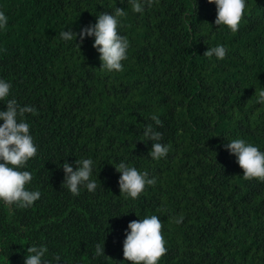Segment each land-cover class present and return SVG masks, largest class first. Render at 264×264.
Returning <instances> with one entry per match:
<instances>
[{"label": "trees", "instance_id": "1", "mask_svg": "<svg viewBox=\"0 0 264 264\" xmlns=\"http://www.w3.org/2000/svg\"><path fill=\"white\" fill-rule=\"evenodd\" d=\"M117 8L130 47L123 71L106 72L94 38L60 32ZM0 11V77L12 84L0 109L15 97L37 110L24 117L38 145L24 167L41 192L28 208L0 201V264H24L33 243L60 264H132L124 229L152 214L168 249L158 264H264V180L246 179L222 147L241 137L264 150V0H247L236 32L215 25L208 0H150L142 13L132 0H0ZM217 44L223 59L203 55ZM147 124L169 145L165 157L149 155ZM88 157L97 188L73 195L61 165ZM121 160L155 180L135 199L120 193Z\"/></svg>", "mask_w": 264, "mask_h": 264}, {"label": "clouds", "instance_id": "2", "mask_svg": "<svg viewBox=\"0 0 264 264\" xmlns=\"http://www.w3.org/2000/svg\"><path fill=\"white\" fill-rule=\"evenodd\" d=\"M216 6L215 25H225L232 32L239 28L240 21L246 10L247 0H208ZM145 3L150 0H132V10L142 13ZM124 10L115 9L114 12H100L95 22L83 25L79 33L69 28L60 32V38L71 41L79 36L82 43L85 38H94L93 47L99 53L101 66L106 72L123 71L122 61L128 58L130 47L126 36L119 31L120 17ZM8 16L0 11V29L5 28ZM227 54V48L223 44L208 47L203 55L217 59H223ZM12 84L10 81L0 77V101L11 95ZM257 101L264 103V88L258 91ZM33 105L20 104L15 97L6 100V108L0 109V201L8 205L20 208H28L41 197V192L30 189L27 185L32 182V173L24 166L30 158L37 155L38 145L31 133L30 122L25 119L26 113L35 114ZM157 125L161 124L159 117L155 114L151 117ZM144 135L152 143L149 155L154 159H160L169 152V145L160 142L162 133L157 131L152 124L144 128ZM230 154H234L243 176L246 179L259 178L264 180V150L258 145L245 138H227L222 145ZM95 161L91 158L75 160L74 164L65 160L61 167L64 171L63 186L73 195H79L82 188L94 192L97 188L96 180L92 178ZM119 175L120 193L135 199L145 189L146 185L155 183L154 178H149L147 171H141L125 160L114 164ZM179 218L177 223L180 222ZM162 221L159 215H145L140 219L128 222L124 229L122 241L123 256L132 264H158L162 255L168 249L162 234ZM24 256V264H60V256H50L46 244H30ZM94 255H105L104 243H97Z\"/></svg>", "mask_w": 264, "mask_h": 264}]
</instances>
